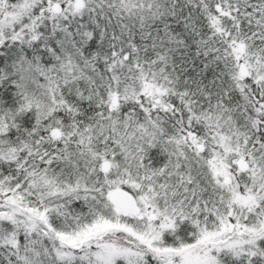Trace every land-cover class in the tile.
I'll list each match as a JSON object with an SVG mask.
<instances>
[{
	"label": "snow or ice",
	"instance_id": "obj_1",
	"mask_svg": "<svg viewBox=\"0 0 264 264\" xmlns=\"http://www.w3.org/2000/svg\"><path fill=\"white\" fill-rule=\"evenodd\" d=\"M0 264H264V0H0Z\"/></svg>",
	"mask_w": 264,
	"mask_h": 264
}]
</instances>
